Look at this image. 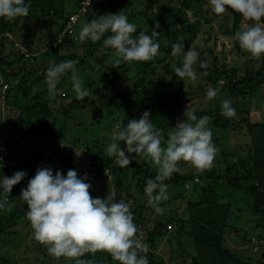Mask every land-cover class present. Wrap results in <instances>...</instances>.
I'll use <instances>...</instances> for the list:
<instances>
[{
    "label": "trees",
    "instance_id": "trees-1",
    "mask_svg": "<svg viewBox=\"0 0 264 264\" xmlns=\"http://www.w3.org/2000/svg\"><path fill=\"white\" fill-rule=\"evenodd\" d=\"M81 1L25 0V3L31 4L27 17H18L11 21L0 18V76L4 79L0 82V100L2 103L0 106V181L3 180V176L11 177L17 171L27 173L24 179L13 186L9 194L8 201L13 205L12 211L0 210V227L7 226L11 228L17 225V219L20 216L24 217L22 222H27L25 221L27 206L21 199L20 192L21 189L27 186L28 180L35 175L37 168L47 166L53 170V174L60 171L63 175H66L67 171L72 169L77 172L78 176L82 177V167L87 164L85 171L89 172L90 178L93 176L100 177L102 171L106 170L105 175L109 176L117 193V199L125 202L126 198L120 196L122 191L126 193L125 186L129 188L131 182H136L137 186L134 191L141 194L144 192L146 180L154 179L156 176L148 169L143 157L135 154L126 153L132 161L128 167H119L114 158H109L105 154L106 145L98 146V152L84 150L75 157L72 156L71 152L63 154L62 148L56 147L55 144V123L57 119L54 116L55 110L50 108V105L55 102L56 96H50L45 78H43L50 63L42 68L45 72L41 70L35 78L28 79V74L36 70L32 68V72L29 73L30 65L23 61V53L14 51V45L19 43L22 48L25 47L23 50L27 53L26 60L29 61L28 63L37 67L44 62V58L49 57L50 62L60 63L61 61L77 60V65L87 68L88 71L92 68L97 69L101 74L96 75L94 84L103 94L107 92V87L115 92L116 97L112 101L107 95L105 98L111 104L119 100L118 103L121 108L116 104L113 106L120 110L119 114L121 112L124 114L125 123L122 124V127L127 124L128 120H138L143 112L150 111L151 122L156 129L162 130L165 140L169 128L175 127L177 121L184 119V103H188L186 97L197 93L204 98L203 101H205L206 107H200L202 101L192 110L195 111L198 118L204 115L211 118L210 127L211 131L213 130L212 133H214L216 139L215 146L218 149L214 164L210 169L203 172L194 170L187 176L185 174L171 176L170 179L164 181L166 184L171 182L173 186L179 188L180 192H185L184 186L194 178L197 181L199 177L203 186L197 190L196 197L198 199L186 203V217H178L176 211L166 208L162 215L156 214L157 216L152 220L149 228H147L149 220H145L144 208H142L143 205H140L131 210L134 223L137 225L138 233H143L141 236L143 241L149 245L150 250L146 254L149 264H166V261L162 259L164 253H160L158 256L155 253L157 240L163 237H169L167 238L169 242L172 239L176 242V245L173 246V256H170L171 258L168 260L175 264H186L182 259L183 256L179 254L181 245L185 241L192 249L191 254H185L190 259L188 264H248L243 259L238 258L225 245V236H233L237 232L231 224V216L236 217V210L232 206L236 204L237 200L235 195L232 198L228 193L240 194L238 201L241 198L243 199L244 196L250 199V204L246 203V211L256 218V220H253L255 226L264 227V122L257 118L248 120V110L245 111V116L241 117L240 112L236 109L234 118H226L221 114V108L212 106V101L206 97V90L212 87L218 90V94L223 93L224 99H230L232 107H235V98L248 97L251 99L256 96V92L264 88V56L260 58L252 57L240 48L238 42L232 39L235 32L240 30L243 17L239 13L227 9V6V11L224 14H215L211 6L203 5L205 0H196L201 4V9H197L199 17L192 22H186L185 12L179 13L178 6L174 8L176 11L168 6L166 10L164 8L162 11H158L159 15L156 20L153 19L155 18L154 15H152L151 20H148L149 26L146 29L148 35H151V30L156 22L160 23L164 20L165 26L161 27L159 24V28L156 30L159 35L168 36L164 44L160 43L158 37L154 38V42L160 45L156 57L146 62H123L118 68H113V50L103 47V39L110 33H105V36L97 42L90 40L80 42L78 39L79 31L84 23L94 17L117 14L122 10L126 15L131 1L91 0V5L89 4L82 13L79 11L82 7L79 4ZM193 1L183 0L185 11L189 10ZM173 10L175 13H173ZM161 12L167 13V15L164 17ZM141 13L144 14L143 11ZM72 16H75V21L70 23L69 18ZM81 16L84 17L83 20H80ZM173 17H176L185 26L180 28ZM228 17H230L229 20H227ZM161 18L164 19L161 20ZM213 18H221L222 28H218L221 35L225 36L232 49L238 53L237 55L243 57L242 67L240 68L242 74L237 75L236 71H240V69L235 66L236 63H218L219 59L213 54L212 50L214 45H207L210 38H206L199 50L195 46L194 49L199 55H203V62L204 59H208L209 68L194 87L190 86L186 89L182 84L175 90L169 91L171 83L165 81L164 78L158 77L153 80L152 77L158 75L154 66L156 63H162L161 60H158L159 56L161 54L166 55L168 60L166 69L170 63L173 64L170 72L174 75L175 67L182 66L183 60L181 56L172 55V45L182 42L186 47L190 39L194 37L193 32L189 29L192 30L196 26L198 27L201 21L210 24ZM140 31H143V29L137 28L133 36H138ZM71 36L76 39L75 44L70 39ZM11 38L15 40H11ZM3 46H6L9 53L13 55L12 57L9 53H6L7 55L3 53ZM44 46L45 50L43 52L41 48ZM205 53L208 54V57H205ZM256 63L258 67L254 69ZM196 71L201 72V67L196 68ZM218 79H223V82L219 84ZM125 80L130 81V85L118 84ZM39 81L43 84V90L32 89ZM149 84H152L153 88H148ZM17 94L20 95V98L24 97L23 99L28 104L23 110L20 109L18 103L16 108L12 107ZM96 94L98 100H102L103 96ZM10 96L12 97L11 100ZM99 114L102 116V111ZM104 116H108L111 121L114 113L107 109ZM67 118L71 119V115L67 114ZM94 119L93 126L94 124L98 125L99 119L97 120L96 117ZM17 124L23 128H18ZM106 127L105 120H100L99 126L94 128V130L96 129L95 135L100 133L101 129H106ZM227 129L238 132L241 137L236 142H228L233 148L235 147L231 153L229 152L230 154L224 153L222 148V145L227 142L225 133ZM9 135H11V138H8ZM223 137L224 139L221 141ZM13 138L15 139L11 140ZM16 138L25 139L23 143L28 152L22 155L24 164L12 163L13 165L10 166V144L16 142ZM98 141L99 139L95 142ZM2 151H4V154ZM45 151H48L56 159V163L50 162V158L46 156ZM236 154L237 159L234 163L227 160V156L233 157ZM138 158H141L142 161L138 162ZM141 165L143 168H141ZM183 168L188 169V173L193 169L186 162H183ZM190 187L193 189L194 185H190ZM214 189L220 190L223 195H217ZM90 194L93 198H96L92 192ZM3 195V188L0 185V199L3 198ZM125 196L128 197V195ZM218 196L220 198L226 196L228 201L220 202L217 199ZM243 202L245 201L243 200ZM3 256L4 253L0 252V264H8L6 261H1ZM82 259L90 260L92 264H118L109 254L101 251L94 254L85 253ZM260 262H264V260ZM60 264H73V261L60 257Z\"/></svg>",
    "mask_w": 264,
    "mask_h": 264
},
{
    "label": "clouds",
    "instance_id": "clouds-1",
    "mask_svg": "<svg viewBox=\"0 0 264 264\" xmlns=\"http://www.w3.org/2000/svg\"><path fill=\"white\" fill-rule=\"evenodd\" d=\"M209 3L215 14H224L227 9H231L245 21L252 22L236 31L232 39L252 57L264 56V0H209ZM89 4L91 5V0ZM30 8L31 4L25 3V0H0V18L11 21L27 17ZM158 28L159 23L156 22L151 35L140 31L138 36H133L137 26L129 22L126 15L105 14L84 23L78 39L80 42H97L105 33H110L103 39V47L113 50V68H118L123 62H146L156 57L160 48L159 43L154 42V38L159 36L156 30ZM184 47L182 42L172 45V55L183 57V65L174 69L175 76L180 80L187 78L195 82L198 74L194 66L199 64V67L204 68L205 64L200 61L195 49L189 47L185 52ZM14 51H21L23 61L28 63L27 53L17 43ZM77 64V60L50 62L45 73L50 96H55L61 76L70 71L76 98L81 101L89 97L91 93L78 75ZM3 80L0 76V82ZM217 94L218 90L212 87L206 90L209 100L214 99ZM221 114L226 118L236 116V109L232 107L230 99L222 101ZM183 117L175 127L169 128L165 140L162 130L156 129L151 122L150 111H145L138 120H128L114 135V142L104 149L105 154L109 158H115V163L121 168L128 167L132 161L126 153L147 158L157 167L155 178L146 180L144 193L147 203L161 215L165 209L159 206L160 202L169 198L168 185L164 181L179 171L178 164L183 161L197 172H203L213 166L218 151L212 141L209 116L198 118L194 110H186ZM247 118L252 119L248 115ZM118 141H124L126 148L121 149ZM46 153L49 152L45 151ZM26 175L24 171H17L11 177L3 176L0 185L4 195L0 199V210L12 211L13 205L8 201L9 194L13 186ZM86 175L80 177L72 169L63 175L60 171L53 174V170L47 166L37 168L35 175L20 192V197L27 206L26 217L35 241L44 245L51 256L68 258L73 264H92L82 257L85 253L94 254L97 251L109 254L118 264H149L146 254L150 248L142 237L137 236L139 230L134 223L130 205L117 199L114 188L104 198H93L89 191L91 185L85 182ZM192 182H196V179ZM260 258L264 260L261 256Z\"/></svg>",
    "mask_w": 264,
    "mask_h": 264
},
{
    "label": "rangeland",
    "instance_id": "rangeland-1",
    "mask_svg": "<svg viewBox=\"0 0 264 264\" xmlns=\"http://www.w3.org/2000/svg\"><path fill=\"white\" fill-rule=\"evenodd\" d=\"M83 1L86 2V0H82L81 2H79V4L82 3V7H84ZM130 1H131V3H129L130 8L127 10L126 16L128 17V20L131 23H134L137 26V28H142L143 31L145 32L149 26L148 20L152 19V15H154L155 17L153 19L156 20V18L159 15L158 11H162V9L164 8L166 10L168 6L171 7L172 9L178 6V8L180 9L179 13L182 11L185 12L186 22H192L193 20H197V17H199L197 13V9L198 8L201 9V4L199 3V1L196 0H194L190 4L189 10L187 11L184 10L185 7L183 6V0H154V1L130 0ZM203 5L211 6L209 0H205ZM142 11L144 12V14L141 13ZM175 11L173 13H175ZM119 14L124 15L125 13L122 10ZM161 14L164 17L167 15V13L164 12H161ZM221 18H216V19L213 18L210 24H205L203 21H201L198 27L196 26L192 30L189 29V31L193 32L192 34L194 35V37L193 39H190L188 45L184 47V51L186 52L189 47L194 49V46L196 47V49L199 50L203 43V40H205L206 38H210V41L207 43V45L210 46L214 45L212 50H213V54L219 59L218 63H224V64L236 63L235 66L238 69H240L242 67L241 63L243 62V57L237 55L238 53L234 51V49H232L229 41L225 38V36L221 35V31L218 29L219 27L222 28V24L220 23ZM81 19L83 20L84 17L80 18V20ZM163 19L164 18H161V20ZM173 19L175 20V23L176 22L178 23L180 28H183L185 26L176 17H173ZM229 19L230 17H228L227 20ZM163 22L164 20L159 23L161 27L163 25L165 26V23ZM251 23L252 22L245 21L243 18L242 23L240 25V30L244 26L250 25ZM158 38L160 43L164 44L166 43L168 36L164 37L159 35ZM70 39L72 40L73 44H75L76 39H74L72 36L70 37ZM11 40H15V39L11 38ZM17 44L18 46H20L19 43ZM7 50H8L7 48L4 50L5 54ZM41 50L44 52L45 46L42 47ZM202 56L201 54L199 55L200 61L203 60ZM205 57H208L207 53H205ZM181 59L183 60L182 56ZM158 60H161L162 63L160 64L156 63V65L154 66L155 71L158 73V75L152 77V79L155 80L158 77L164 78L165 81L171 83L169 91L175 90L177 87L181 86L182 84H184L183 87H186V89H188L190 86L194 87L196 82L202 79L206 70L209 68L208 59H204L205 67L201 68V72H197L198 77L200 76V78H198V80L195 82H192L187 78H185L184 80H182L183 81L182 82L179 79V77L175 76V74L174 75L171 74L170 68L173 66V64L170 63V65L166 69V65L168 61L166 55L161 54ZM172 61L174 62V60ZM49 63H50L49 57L44 58V62L41 63V65L38 67L34 64L27 63L28 65H30L29 73L32 72V68L36 70L35 72L28 74L27 76L28 79L32 80L33 78H35L36 74H38V72H40L42 68L48 65ZM255 65L256 66H254V69L258 67L257 63ZM194 67L198 68L199 64L195 65ZM76 69L79 77L83 81L84 87L88 89L89 92L91 93L89 97H85L81 101L76 98V95L72 89L71 72H69L61 76L60 83L57 85L56 88V94H55L56 97L54 96L55 102L50 105V108L55 110L54 116L57 119L55 123L56 147H61L63 150V154H68L71 152L73 157L84 152V150H89V151L91 150L92 152H98L99 150L98 146H102V145L107 146L108 144L114 142L113 140L114 135L118 130H120L122 124L125 123L124 114L122 112L121 114H119L118 112L120 110H118V108H115L113 106L114 104H116L120 107V104L118 103L119 100L116 103L111 104L105 98V96L107 95L108 98L112 101L116 97L115 92L111 90L109 87H107V92L103 94L100 90H98V88L94 84L96 82V79L94 78L96 77L97 74H101V72H98V70L95 68H92L91 70L88 71L87 68L82 67L81 65H77ZM42 72L45 71L42 70ZM45 73L43 78H45ZM236 73L238 76L241 75L242 74L241 69L240 71L237 70ZM129 82L130 81L125 80L123 82H119L118 84L128 86L130 85ZM218 82L219 84H221L223 82V79H218ZM148 88H153V85L149 84ZM32 89L35 90L38 89L40 91L43 90L42 82L39 81L38 83H36L35 86L32 87ZM96 93L103 96L102 100L101 99L98 100ZM255 95L256 96L252 97L251 99H249L248 97L235 98L234 99L235 107L234 106L233 107L240 112L241 117L245 116V111L249 109L247 114L248 116H251L252 118L260 119L264 122V88L256 92ZM11 98L12 97L10 96V100ZM23 98L24 97L20 98V95L17 94L16 101L14 102L12 107L16 108L18 103L21 110L25 109L28 106V104L26 100ZM203 99L204 98L200 97L199 94L197 93L187 96L186 102L188 103H184L185 106L183 108L184 110L183 113L186 110H192L199 102H202ZM223 100H224L223 93L217 94V96L214 99H211L212 106L221 108V103ZM1 105L2 103L0 100V106ZM200 107L201 108L206 107L205 101L202 102ZM107 109H110L114 113L113 119L111 121L110 118H108V116L107 117L104 116ZM100 111H102L103 114L102 116H100L101 114H99ZM103 111L105 112L103 113ZM67 114L69 116L71 115V119L67 118ZM94 117H96L97 120L99 119V121H98V125L94 124L93 126V122L95 120ZM100 120H105V124L107 127L106 129H101L100 133L95 135L96 129L94 130V128L99 126ZM17 125L18 128L20 129L23 128L21 125L19 124ZM104 130L106 131L102 132ZM225 133H226L227 142L225 143V145H222L223 146L222 148L224 153L230 154L235 147L233 148L228 142L230 143L236 142V140L240 139L241 137L238 132H234L229 129L225 130ZM8 138H11V135H9ZM14 139L15 138L11 140ZM97 139H99V141L95 142ZM223 139L224 137L221 139V141H223ZM24 140L25 139L23 138L22 139L16 138L15 140L16 142L10 144L11 145L10 166L13 165L12 163L24 164L22 160V155H25L28 152V149L24 146L25 145L23 143ZM215 140L216 139L214 138V133H212V141L214 144L216 143ZM94 142L96 145L94 144ZM117 143L121 149L126 148V144L124 141H118ZM2 153L4 154V151H2ZM46 156L50 158V162L56 163V159L53 158L52 155L46 153ZM236 159H237V154L234 155L233 157L227 156V160L231 163H234ZM143 160L146 163V165H148V169L153 174L156 175L157 167L154 164H152L149 159L143 157ZM141 161L142 159L138 158V162ZM86 165L87 164H85V167H82V171H83L82 177H85V174H87L85 182H90L89 184L91 185V187L89 191L92 192L96 197L99 196L100 198H104L109 192L113 190L112 182L109 176L105 175L106 170L102 171L103 173L100 177L93 176L90 178L89 172L85 171ZM141 168H143L142 165ZM178 168L179 171L173 173L172 177L181 176L184 174L185 176H187L188 174H191L195 170L193 168L188 173L187 172L188 169L183 168V161H181L178 164ZM195 183H193L192 181L189 182L190 185H194L193 189L192 187H190L189 184H186V186H184L185 192H180L179 188L173 186L171 182L168 183L167 191L169 198L166 201L160 202L159 206L163 207L164 209L167 208V209H172V211H176L178 217L181 216L186 217L187 216L185 211L186 203L194 199L196 200V198L198 199V197H196L197 190L201 186H203V183L199 179V177ZM136 186H137L136 182H131L129 188L125 186L126 193L125 191H122L120 196L126 198V202L130 205L131 210L140 205H143L142 208H144L143 212L145 213V220H149V223H147V228H149L151 226L152 220L157 216L156 215L157 213L155 212L154 207L150 206L147 203V196L145 195L144 192L138 194L134 191ZM214 190L216 191L217 195H223L221 194L220 190H216V189ZM228 194H230L232 198H234L235 195L237 200L236 204L232 206L236 210V217H234L233 215L231 216L232 227L233 229H236L237 232L236 235L225 236L226 247L230 251L234 252L238 258L243 259L248 264H264V262H260L262 261L260 259V253L262 252V250H264V227L255 226L253 220L254 219L256 220V218L251 216L248 213V211H246V203L250 204L251 200L244 196L243 199L241 198L240 201H238L240 194L238 193H228ZM125 195H128V197ZM217 199L218 201L220 200V202L228 201L226 196H224L223 198H220V196H218ZM243 200L245 202H243ZM23 218H24L23 216H20L17 219L18 224L11 228H8L7 226L0 227V229H2V231H0V252L4 253V256L1 258V261L3 262L6 261L8 262V264H41L42 262L44 264H60V258L51 256L44 245H41L37 241H35V239L33 238V230L31 228L30 222L27 220V217L25 219V221L27 222L26 223H24V221L22 222ZM142 234L143 233H137V236L140 238ZM167 238L163 237L157 240L158 244H157V248L155 249V253H157V256L160 253H164L162 254V259L166 261V264H175L174 262H169L168 260L171 258L170 256H173L172 255L173 246L176 245V242L174 239L170 240L169 242L167 241L168 240ZM191 253H192V249L189 247V245H187V241L183 242L181 245V252L179 254L183 256L182 259L186 264H188L190 259L185 254H191ZM65 259L70 260L68 258Z\"/></svg>",
    "mask_w": 264,
    "mask_h": 264
},
{
    "label": "built area",
    "instance_id": "built-area-1",
    "mask_svg": "<svg viewBox=\"0 0 264 264\" xmlns=\"http://www.w3.org/2000/svg\"><path fill=\"white\" fill-rule=\"evenodd\" d=\"M83 5H84V7H81V8L79 9V11H80L81 13L84 12V9H85L87 6H89V0H86V2L83 1ZM81 6H82V3H81ZM81 9H82V11H81ZM74 21H75V16H72V17L69 18V22H70V23H73Z\"/></svg>",
    "mask_w": 264,
    "mask_h": 264
},
{
    "label": "water",
    "instance_id": "water-1",
    "mask_svg": "<svg viewBox=\"0 0 264 264\" xmlns=\"http://www.w3.org/2000/svg\"><path fill=\"white\" fill-rule=\"evenodd\" d=\"M262 258H264V250L262 251L261 255Z\"/></svg>",
    "mask_w": 264,
    "mask_h": 264
}]
</instances>
